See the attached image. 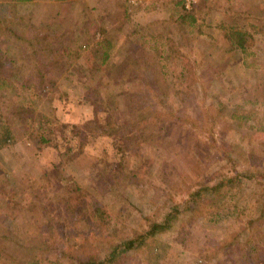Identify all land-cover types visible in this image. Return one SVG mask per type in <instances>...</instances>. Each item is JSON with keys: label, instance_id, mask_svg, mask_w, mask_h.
Returning <instances> with one entry per match:
<instances>
[{"label": "rangeland", "instance_id": "rangeland-1", "mask_svg": "<svg viewBox=\"0 0 264 264\" xmlns=\"http://www.w3.org/2000/svg\"><path fill=\"white\" fill-rule=\"evenodd\" d=\"M179 2L0 0L16 136L0 151V264L103 257L173 208L171 228L119 264H264V0ZM26 95L31 131L11 111ZM70 197L101 206L110 229L75 222Z\"/></svg>", "mask_w": 264, "mask_h": 264}, {"label": "trees", "instance_id": "trees-1", "mask_svg": "<svg viewBox=\"0 0 264 264\" xmlns=\"http://www.w3.org/2000/svg\"><path fill=\"white\" fill-rule=\"evenodd\" d=\"M179 4L183 7V4L179 2ZM184 8V7H183ZM14 5L9 4L6 10H3L4 17H7L11 14H14ZM191 19V23L194 22V19L188 16ZM228 33L226 34V39L230 43L231 50H240L242 53L245 54V38L243 36V31L237 29L236 27H228ZM2 36L0 35V46L3 45L1 40ZM2 51L0 50V62L2 57ZM5 57V54H4ZM7 60V59H5ZM1 64V63H0ZM5 65V62L4 64ZM12 70V69H11ZM8 72V71H7ZM3 73H6L3 71ZM11 84H7L6 81L0 80V88L7 89ZM22 90L29 91L30 87L25 84L21 86H17ZM15 87V88H17ZM13 88V86L11 87ZM18 88V89H19ZM4 106V99L0 96V151L4 149L9 143L13 142L16 138L14 130L10 124V122L5 117V113L7 112L2 107ZM13 113H18L20 117L25 120L26 124L24 126L26 131H31L32 126L36 123V119L39 117V114L33 105V103L29 100V96H23L20 101L12 108L11 110ZM37 131H44V126L41 122L37 123L36 127ZM38 132H32L30 134V138L32 140H36L39 143L49 144V140H43L42 133L39 134ZM109 168V167H108ZM105 173V171H102ZM106 172H109V169H106ZM236 178H230L228 180H222L213 186H204L195 194H220L225 187H228L230 184L235 182ZM72 192V191H71ZM72 203L68 206L66 205L65 211L67 214L71 215L74 218L75 222H89V224L96 225L97 227H101L105 231L109 230L112 226L113 219L108 217L105 213L104 209L101 206L91 207L88 205L90 202H86L81 200L80 198H72ZM176 208L171 209L170 212L165 214L164 218L158 222L153 223L150 229L140 235L138 238L129 241H122L120 243H113L111 242V246L108 247V251L103 257H100L97 254L89 253L83 256H75L78 258V264H119L121 262L120 257L127 253L130 249L138 248L144 240L148 237H154L157 233H162L171 228L175 219L177 218L179 212L176 211Z\"/></svg>", "mask_w": 264, "mask_h": 264}, {"label": "built area", "instance_id": "built-area-1", "mask_svg": "<svg viewBox=\"0 0 264 264\" xmlns=\"http://www.w3.org/2000/svg\"><path fill=\"white\" fill-rule=\"evenodd\" d=\"M182 4L185 10L189 11L191 8L196 5L199 1L202 0H179Z\"/></svg>", "mask_w": 264, "mask_h": 264}]
</instances>
